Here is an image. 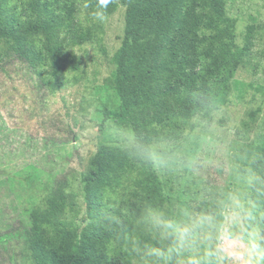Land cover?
Masks as SVG:
<instances>
[{
    "label": "trees",
    "instance_id": "trees-1",
    "mask_svg": "<svg viewBox=\"0 0 264 264\" xmlns=\"http://www.w3.org/2000/svg\"><path fill=\"white\" fill-rule=\"evenodd\" d=\"M119 4L125 7L126 37L137 21L147 27L148 36L144 45L125 43L114 53L110 81L119 106L104 116L132 127L136 145L101 144L89 159L79 175L80 224L73 182L63 175L32 207L28 226L0 230V258L10 264H133L146 255L155 261L143 264H189L180 260L175 235L162 240L159 232L154 237L145 232L157 214L166 218L173 206L168 179L159 175L152 158L153 144L181 139L196 127L192 121L205 122L228 102L235 74L249 54L252 31L248 28L238 46L236 20L227 15L226 0ZM119 4L113 0L105 10L99 0H0L1 68L19 62L39 70L50 91L61 88L65 74L78 68L67 48L93 38V28L83 27L80 16L86 13L92 20L98 11L111 14ZM257 139L246 212L264 233V134ZM132 171H137L134 176ZM209 204L219 219L223 202L214 198ZM154 249L165 256L155 255ZM196 260L209 264L207 255Z\"/></svg>",
    "mask_w": 264,
    "mask_h": 264
},
{
    "label": "rangeland",
    "instance_id": "rangeland-1",
    "mask_svg": "<svg viewBox=\"0 0 264 264\" xmlns=\"http://www.w3.org/2000/svg\"><path fill=\"white\" fill-rule=\"evenodd\" d=\"M116 2L119 4L120 0ZM226 10L236 20L238 46L244 44L248 28L252 31L249 54L235 74L228 102L205 122L192 121L196 127L181 139L154 143L151 152L157 172L168 179L173 205L166 218L159 214L156 217L181 226L200 215H211L209 203L214 198L223 202L222 215L217 219L221 224L229 223L226 218L232 215L235 201L242 205L243 212L250 210L249 164L258 151L257 138L264 134V0H226ZM106 15V21L96 17L88 20L86 13L80 16L83 27L93 28V38L67 48L66 52L76 57L78 68L65 74L64 85L59 89L50 91L43 83L46 77L25 64L0 66L1 231L28 226L32 207L63 175L73 182L80 224L84 201L79 175L89 159L101 144L123 148L136 145L132 127L105 119L104 112L119 106L110 81L114 53L125 43L144 45L148 31L137 21L126 37L125 7L120 4ZM135 172L131 174L134 176ZM252 225L264 237L263 230ZM233 231L239 229L233 227ZM145 232L150 237L159 232L162 240L168 234L156 223L147 226ZM206 235V230L197 229L195 240L181 248L180 260L206 255ZM259 242L263 245L264 240ZM245 243L250 249L247 236ZM5 253L2 255L6 257ZM147 259L155 261L146 255L134 258L133 264H143ZM249 259L245 250L243 261L213 258L212 264H245ZM2 260L0 264H10L8 259Z\"/></svg>",
    "mask_w": 264,
    "mask_h": 264
},
{
    "label": "clouds",
    "instance_id": "clouds-1",
    "mask_svg": "<svg viewBox=\"0 0 264 264\" xmlns=\"http://www.w3.org/2000/svg\"><path fill=\"white\" fill-rule=\"evenodd\" d=\"M113 3V0H99V7L107 9ZM96 18L100 21H106V11H98ZM235 208L232 215L226 219L228 224H221L213 215L203 214L196 217L190 224L179 225L174 221H164L156 218L155 223L163 227L170 235H175L180 248L189 246L195 240L197 229L206 230L205 242L209 245L207 250V259L211 264L213 258L222 259L227 257L236 261L244 260V251H248L250 259L245 264H264V245L259 241L264 240L258 227H253L254 217L251 213L242 211V205L235 201ZM233 227L239 231H233ZM249 229H251L249 231ZM245 236L249 238L251 248L248 249L245 243ZM155 255L164 257L165 253L159 249H154ZM189 264H200L199 260L190 259Z\"/></svg>",
    "mask_w": 264,
    "mask_h": 264
}]
</instances>
